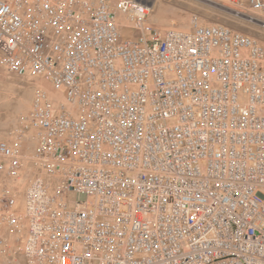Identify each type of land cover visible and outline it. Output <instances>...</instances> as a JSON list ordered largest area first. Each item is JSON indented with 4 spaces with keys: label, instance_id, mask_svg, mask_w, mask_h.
I'll use <instances>...</instances> for the list:
<instances>
[{
    "label": "built area",
    "instance_id": "obj_1",
    "mask_svg": "<svg viewBox=\"0 0 264 264\" xmlns=\"http://www.w3.org/2000/svg\"><path fill=\"white\" fill-rule=\"evenodd\" d=\"M229 1L264 29V0ZM150 8L0 0V66L62 94L0 140V250L24 229V264H264V43Z\"/></svg>",
    "mask_w": 264,
    "mask_h": 264
},
{
    "label": "rangeland",
    "instance_id": "obj_2",
    "mask_svg": "<svg viewBox=\"0 0 264 264\" xmlns=\"http://www.w3.org/2000/svg\"><path fill=\"white\" fill-rule=\"evenodd\" d=\"M151 8L147 22L160 31L176 29L189 31L196 20L199 24H222L233 30L245 33L257 41L264 43V29L248 7H238L229 0H143ZM124 38H133L136 32L131 28L123 29ZM39 88L49 91L55 100L61 98V92L53 91L51 85L37 78H19L8 74L0 66V140L9 139L13 132L21 127V121L29 112L35 92ZM31 141L25 142L24 150L30 154L33 150ZM33 176H29L30 178ZM22 178L17 182L18 207L24 206V190L29 181ZM4 181L0 179V193L3 192ZM72 199L75 196H71ZM2 230L8 240V246L0 250V264H24L19 247L25 230L20 233L6 227Z\"/></svg>",
    "mask_w": 264,
    "mask_h": 264
}]
</instances>
